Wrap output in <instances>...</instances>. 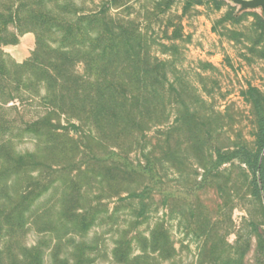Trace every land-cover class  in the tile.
<instances>
[{"label": "rangeland", "instance_id": "1", "mask_svg": "<svg viewBox=\"0 0 264 264\" xmlns=\"http://www.w3.org/2000/svg\"><path fill=\"white\" fill-rule=\"evenodd\" d=\"M29 3L0 0V264H264V193L248 171L257 155L264 168V11L33 0L53 31L83 28L64 69L116 82L50 111L12 69L35 50L15 16ZM76 84L80 100L98 90Z\"/></svg>", "mask_w": 264, "mask_h": 264}, {"label": "trees", "instance_id": "2", "mask_svg": "<svg viewBox=\"0 0 264 264\" xmlns=\"http://www.w3.org/2000/svg\"><path fill=\"white\" fill-rule=\"evenodd\" d=\"M35 9L33 0H31V4H27L21 11H15L16 21L30 25V27H32L31 29L35 31L37 38L35 50L31 58L21 65L12 64V69L16 72L18 81L23 83L28 82L25 90L34 89V95L37 97L41 88H43V98H52V102L47 106L50 111H58L61 109L58 103L61 105L66 103L70 105L77 104L80 105V107H85L88 104L93 105V97H99L101 94L112 90L116 82L113 81V79L107 80V78H104L101 82L95 84L96 81H91L90 76L85 75L83 77L75 71V67L78 65L77 62L70 65V67H72L71 70L63 68L64 60H67L71 53L78 50L75 41L77 36L83 33V28L77 21L68 20L62 22L59 27L57 26V28H55L56 33L59 35L57 40L58 48L54 51V56L47 58L44 53L43 44L47 36L51 37L55 34V30L53 31L47 26L49 21H47L46 13L36 11ZM94 19L95 16H86L83 18L84 31L92 30L91 26L95 23ZM86 36L89 37L87 33ZM86 49L89 50L88 48ZM110 49L111 47L107 46L103 49V52L106 53L107 50ZM1 56L2 54L0 53V65L4 67ZM82 64L84 65V63ZM87 66L88 63H85L86 68ZM109 66L115 69V65L100 64V67H104L103 70H107ZM0 71H2V68H0ZM77 82H81L85 86H88V88L95 84L98 90L95 94H86L85 100L82 98V100H80L78 91L81 92V90L78 89L79 86L76 84ZM77 89L78 91L75 92ZM73 92L77 94H73ZM11 99H14V97ZM263 147L264 139L262 140L261 149H263ZM248 171L252 176L253 190L256 195L259 196L261 192L264 193V168L262 167L259 155L249 164Z\"/></svg>", "mask_w": 264, "mask_h": 264}, {"label": "water", "instance_id": "3", "mask_svg": "<svg viewBox=\"0 0 264 264\" xmlns=\"http://www.w3.org/2000/svg\"><path fill=\"white\" fill-rule=\"evenodd\" d=\"M238 7V12L261 9L264 11V0H231Z\"/></svg>", "mask_w": 264, "mask_h": 264}]
</instances>
